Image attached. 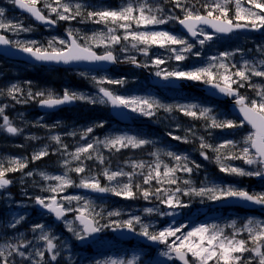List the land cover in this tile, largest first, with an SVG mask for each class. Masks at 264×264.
Listing matches in <instances>:
<instances>
[{"label": "snow or ice", "instance_id": "snow-or-ice-1", "mask_svg": "<svg viewBox=\"0 0 264 264\" xmlns=\"http://www.w3.org/2000/svg\"><path fill=\"white\" fill-rule=\"evenodd\" d=\"M9 3L26 11L36 21L52 26L58 21H71L77 18L106 26V32H97L83 37L78 32L69 29L67 39L53 37L48 40L47 46L35 40H11L6 35L0 34V46L14 48L38 62L115 64L120 61L111 49L116 45H121L122 42L130 43L132 49L142 52L145 56L148 55L150 47L157 46L171 52L173 55L170 59H175L177 62L186 60L187 54L199 57L201 52H193L195 44L189 42L187 38L166 30H148V26L163 25L169 21H176L192 38L203 37L198 39L200 46H204L206 42L213 39V33L206 32L203 26L219 34L231 33L238 29H264V0H204L200 4L203 12L195 5L187 6L184 0H172L174 6L183 12L182 17L172 14L164 15L162 8L154 7L147 0H127L123 6L116 9L99 8L88 10L86 13L83 11L84 5L73 4L69 0H9ZM229 5H233L234 8H230ZM230 11L233 12L232 16L229 15ZM142 28L144 30H139ZM0 30L18 35L20 32L32 31V28L25 27L22 22L6 19V9L0 7ZM119 30H123V35L117 34ZM80 40L85 42L82 44ZM93 45L104 46L105 52L97 54L93 51ZM128 50L126 45L120 48V51L124 53ZM233 55L232 52H221L219 56L209 57V63L206 66L190 70L162 68L160 65L165 64L166 60L159 56L152 59L151 64L157 68L155 76L165 81L200 82L215 89L219 94L231 98L241 117L239 121L220 118L213 108L199 103L163 104L152 97L118 95L103 86L104 84L123 86L126 80L122 78L92 76L91 79L98 86L99 93L102 94L98 99L67 90L62 96H55L51 92L47 95L44 92L33 93L29 90L26 98L21 99L23 90L18 84L8 87L6 95L16 103H27L40 98L37 102L43 107H55L73 101H87L92 104L110 103L115 108L129 110L145 117L154 116L159 109L169 113L178 111L184 116L204 120L207 129H235L246 124L251 127V131L244 137L242 147L238 148L234 140L229 139L212 144L200 136L199 154L208 160L210 159L208 152L214 153L219 171L226 175L264 179V85L252 82L253 77L264 78V59L255 63L244 60L238 67L236 63L230 62ZM124 59L137 67H149L147 63L141 65L134 55H126ZM81 75L85 74L81 73ZM245 86L254 91V97L240 92V89ZM0 95H5V92L0 91ZM6 107H0V118H2L0 129L12 135L21 133L23 129L13 126L9 116L5 114ZM95 127H104V122L101 121ZM92 132L93 127H88L82 133L81 139H85ZM192 134L195 135V133ZM70 135L76 134L70 133ZM168 135L173 140L190 142L188 135L182 137L173 135L171 132ZM31 139H36V137H31ZM52 139L57 144L61 143L59 136H53ZM151 143L152 141L148 139L125 133L106 137L103 141L96 139L91 143L86 142L72 153H68L67 145L61 144L64 153L71 158L63 161L65 172L62 175L40 173L45 181L56 182L42 188V191L52 193V195L29 197V199L33 201L34 206H39L42 214L46 211L54 214L56 220H63L67 231L80 242H86L104 229L112 228L114 231L126 230L154 244L163 245L164 248L159 254L168 260H179L181 264H210V262L211 264H264V221L262 220L249 218L241 228H237L236 221L233 220L228 225L233 229L231 234H226L219 224H200L188 231H184L187 225L183 224L156 230L152 224L145 223L140 215H131L124 220H108L107 223L102 224L100 221L105 219L103 210L97 212L90 200L81 195H60L69 187H77L97 193H111L123 199L143 198L148 201L154 198L169 210L163 211L160 207H148L144 209V212L156 213L159 216H174L175 209L187 207L181 199L182 196L202 197L210 201L237 200L264 206V191L249 192L243 188L219 183L206 184L202 187H180L181 181L176 175L177 172L190 176L194 170H199L202 166L190 160L188 156L173 151L164 153L176 162L173 166L163 163L157 151L151 153L155 157L152 164H146L143 161L133 162L130 172L123 169L105 168L102 175L111 186H102L96 176L86 174L89 170L84 164L85 160H91L95 156L101 164L105 162V158L98 150V145L102 144L105 148L119 151L121 148L128 147L142 148ZM48 155V147L45 146L34 152L31 159L37 161ZM235 160L243 161L248 168L229 163ZM72 161L79 163L71 167ZM190 164L192 166H189ZM25 167H27V162L20 159L9 160L7 166L0 162V189H6L12 183L7 178V173L22 171ZM136 169L142 171L137 173ZM69 172H74L78 176L84 175L80 176L79 183H76L68 175ZM27 175L32 176L33 173L28 172ZM137 175L142 177V183L136 180ZM153 181L156 186H153ZM182 183L192 184L189 179H184ZM143 185L148 187H143ZM73 202H76L75 206ZM68 213H74L73 220L66 218ZM119 216L121 212L118 210L107 212L109 218ZM25 219L26 216L20 215L8 227L15 229ZM30 230L36 234L31 239L23 233H19L15 239L5 237V242L0 244V264H59L58 258L61 257V253L58 250V244L54 243L58 237L51 232L50 227L44 223H35ZM242 232L247 233L246 238L240 236ZM40 241L44 242L43 246H39ZM138 259L139 257L136 256L127 261L109 258L96 260L95 264H136Z\"/></svg>", "mask_w": 264, "mask_h": 264}, {"label": "rangeland", "instance_id": "rangeland-1", "mask_svg": "<svg viewBox=\"0 0 264 264\" xmlns=\"http://www.w3.org/2000/svg\"><path fill=\"white\" fill-rule=\"evenodd\" d=\"M69 2L73 4L81 3L84 5L83 11L86 13L88 10L99 8L116 9L123 6L127 0H69ZM147 2L154 7L162 8L164 10V15L172 14L180 17L183 16V12L174 6L172 0H147ZM203 2L204 0H184L187 6L195 5L200 10V4ZM0 7L6 9V19L14 22H22L25 27L32 28V31L20 32L18 35L11 32H4L11 40H35L39 44L47 46L48 40L53 37L67 39V30L69 29L78 32L82 37L91 36L93 33L97 32H106L107 30L104 24L93 23L92 21L82 20L81 18L71 21H58L54 26L46 25L42 27L37 25L29 15L18 12L15 5L9 3V0H0ZM229 7L234 8L233 5H229ZM45 14H47V12H45ZM139 30L144 29L142 28ZM148 30H166L183 36L187 38L189 42L195 44L193 52L200 51L201 55L196 57L187 54L188 58L186 60L177 62L175 59H170L173 54L164 48L157 46L150 47L148 55L145 56L142 52L132 49L130 43L122 42L121 45H116L111 49L113 54L119 58L120 62L117 67L110 69L108 72L60 70L51 67L36 68L35 66L12 63L0 58V91L5 92V95H0V107L7 106L5 108V114L9 116L13 126L23 129L21 133L16 135L8 134L6 131L0 129V162L5 163V166H7V162L11 159H20L27 162V167L22 171L14 172L17 173V177H15L16 180L13 183L14 188L9 190L0 189V244L5 242V237L15 239L19 233H23L24 236L31 239L36 235L31 232V227L35 223H44L49 226L51 232L58 237L57 240H54V243L58 244V250L61 253V257L58 258L59 264H95L96 260H106L109 258L127 261L134 256L139 257L136 264H177L175 262L176 260H168L166 257L159 254L164 248L163 245H160V248L157 250H150L141 248L137 241L132 243L133 246L124 244L113 237L110 228H106L100 232L98 240L93 242L87 249L79 248L75 244L77 240L73 234L67 231L64 221H62L60 225L52 223L50 217L34 214L31 207L32 205L29 204V202H18L25 200L20 199L22 196L29 198L52 195V193L42 191V188H46L49 184H55L56 182L45 181L43 177L40 176V173L44 172L49 175H62L65 172L66 169L63 166V161L71 158L64 153L61 144L67 145L68 153H72L75 152L77 147L84 145L86 142L91 143L96 139L103 141L106 137L125 133L137 135L140 138L152 141L151 144L142 148L128 147L121 148L119 151L105 148L102 144L98 145V150L105 158V162L101 164L94 156L91 160H85L84 164L89 170L86 174L96 176V178L100 180L101 185L105 186L109 185L107 179L102 175L105 168L110 170L123 169L126 172H130L132 171L131 165L133 162L143 161L146 164H152L155 161V157H153L151 153L157 151L163 163L168 164L164 153L173 151L174 147H176L179 142H182L173 140L168 133L171 132L173 135L182 137L188 135L190 142L186 144L190 143L192 145L190 154L196 159L194 161L202 167L199 170H194L190 176L183 172H177L176 175L181 181L179 184L180 187H202L206 184L219 183L233 185L238 188L246 189L249 192L258 193L264 191V182L260 180L256 181V177H240L221 173L219 167L215 163L214 153L208 152L210 157L208 160H205L199 154L200 136H203L207 142L212 144H218L229 139L234 140L238 148L242 147L244 137L250 132V130H246V126L224 130L207 129L205 127L206 122L202 119H193L184 116L178 111L169 113L165 112L163 109H159L156 111L155 115L151 117H145L128 110L129 115L135 121L134 126L127 128L112 122L107 114H101L105 112V109L107 110V103L101 104L97 102L92 104L87 101H77L78 109L72 114L36 116L31 114L28 107L40 98H37V100H30L27 103H16L11 97L6 95V89L8 87L12 84H18L23 90V96H20L21 99L26 98V94L29 90L33 93L44 92L45 95L51 92L55 96H62L64 91L67 90L69 92H76L98 99L100 97L98 94L99 89L96 83L91 79L92 76H96L97 78H122L126 80L123 86L111 84H104L103 86L118 95L152 97L163 104L199 103L203 106L213 108L220 118L228 119V117H232L222 104H213L199 97L190 99V95L192 94L191 91L185 93L169 89H157L150 86L148 84V78L151 75L155 76V71L157 70V68L151 64V61L159 56L166 60L165 64L160 65L162 68L168 70H190L195 67L206 66L207 63H209V57L219 56L221 52H232L234 55L230 58V62L236 63L238 67L244 60L255 63L260 59H264V29L259 33L246 31L233 33L227 37L213 34V39L206 42L204 46H200L198 43V39H202L203 37L190 40L187 36L182 35L176 21H169L167 24L163 25L148 26ZM205 31L211 33L207 29H205ZM117 34L123 35V30H119ZM79 42L83 44L85 41L80 40ZM125 45L129 49L127 53L120 51L121 46ZM93 51L98 54H103L105 52V47H96L93 45ZM126 55H134L141 65L147 63L149 67H145L146 70H143L139 69L134 64L131 65V63H128L124 59ZM81 73L85 75H81ZM178 81L186 83L182 88H191L193 90L203 84L187 80ZM77 82H83L85 86L80 87ZM252 82L254 84L264 85V78L253 77ZM240 92L249 97L255 96L254 91L247 86L241 88ZM178 97H180L181 100H176ZM79 110L82 111L83 114L87 113L84 110L88 111V115L90 114L93 117V119L90 120H94V127L101 121L104 122V127H95L96 129H93V132L90 133L88 137L81 139V135L88 128V125L84 123L80 124L77 119L72 117V115L76 114ZM0 123H2V118H0ZM149 126L152 127L147 129ZM189 130H191V132ZM70 133H75L76 135H70ZM192 133H195V135ZM53 136H59L61 143L57 144V142L52 139ZM31 137H36V139H31ZM45 146L48 147L49 155L40 160L33 161L31 159L32 154ZM2 148L4 150H2ZM78 163V161H72L71 167H75ZM229 163H232L234 166L248 168L241 160L229 161ZM141 171V169H136L137 173ZM28 172H32L33 175L28 176ZM68 175L76 183H79L80 176L84 174L78 176L74 172H69ZM184 179L191 180L192 184L184 185L182 183ZM136 180L142 183L141 176L137 175ZM154 185L155 181H153V186ZM143 187L148 186L143 185ZM165 187L169 186L165 185ZM25 193H27V195H25ZM60 195H81L90 200L97 212L103 210L105 219L100 221L102 224L107 223L108 220H124L128 219L131 215H140L145 223L152 224L156 230L163 227H175L183 224L187 225L184 231H188L200 224H219L224 228L226 234H231L233 229L228 225H230L233 220L236 221L237 228H241L249 218L264 221V211L249 214L237 209L211 210L209 209L210 205L217 201H210L207 198L196 196H182L181 199L187 207L175 209L176 214L174 216H159L156 213L147 214L144 212V209L148 207H160L163 211L169 210L166 206L160 205L154 198L148 201L143 198L123 199L111 193H104L103 196L95 197L90 194L89 190L77 187H69ZM75 205L76 202H73V206ZM114 210L120 211L121 216L107 217V212ZM20 215L26 216V219L15 229L8 227V225ZM73 216L74 213H68L66 218L68 220H73ZM240 236L246 238L247 233L242 232ZM34 243L37 242L34 241ZM38 244L39 246H43L44 242L40 241ZM245 255H247V253Z\"/></svg>", "mask_w": 264, "mask_h": 264}, {"label": "water", "instance_id": "water-1", "mask_svg": "<svg viewBox=\"0 0 264 264\" xmlns=\"http://www.w3.org/2000/svg\"><path fill=\"white\" fill-rule=\"evenodd\" d=\"M36 21V20H35ZM39 22V21H37ZM41 23V22H40ZM45 24V23H42ZM180 30L182 33L187 34L188 36H190L186 30H184L179 24H178ZM207 27V26H205ZM209 28V27H207ZM210 30H212L211 28H209ZM246 29H238V30H234V31H245ZM213 31V30H212ZM259 31V30H257ZM219 34V33H217ZM230 33L227 34H219L222 36H226L229 35ZM191 37V36H190ZM192 38V37H191ZM193 39V38H192ZM0 52L5 55L8 58L11 59H16V60H20V61H24L26 63L29 64H35V65H51V66H55V67H59V68H75V69H82V70H103V69H108L111 66H114L115 64L113 63H99V64H93V63H89V62H74V63H70V64H63V63H55V62H38L35 61L34 59H32L31 57H29L27 54L18 51L14 48L11 47H4V46H0ZM149 82L151 85L154 86H159V87H171V88H182L186 85L185 82L183 81H178V80H171V81H165L162 78L156 77V76H150L149 78ZM200 90L202 91L203 94H205L206 96H209L211 98L220 100V101H224V102H228L231 105L229 106V110L232 112V114L234 116H236L238 119H241L238 110L234 107V104L232 102V99L229 97H226L222 94H219L215 89H211L209 88L207 85H203ZM102 95V94H101ZM75 101L71 102V103H65V104H61L59 106H55V107H43L39 104V110L43 111V112H54L57 111L59 108L61 107H65V106H72L74 104ZM111 113L114 116V118L121 122V123H131V120L126 112L125 109H120V108H115L111 105ZM246 125V124H245ZM250 129L251 127L249 125H247ZM93 194H97V192H92ZM215 207H240L243 209H258L260 207H264V206H260V205H255L252 203H246L243 201H237V200H227V201H221L218 202L214 205ZM54 216V214H52ZM54 221L56 223H59L61 220H56L54 217ZM112 233L114 234V236L124 242H129L135 238H137V234L134 233H130L126 230H119V231H114L113 229H111ZM98 238V234H95L93 237L89 238V240H87L86 242H78L79 245H84V244H88L92 241H94L95 239ZM139 242L146 245V246H151L153 248H157L158 244H154L150 241H147L146 238L139 236ZM179 263H181L179 260H177Z\"/></svg>", "mask_w": 264, "mask_h": 264}, {"label": "trees", "instance_id": "trees-1", "mask_svg": "<svg viewBox=\"0 0 264 264\" xmlns=\"http://www.w3.org/2000/svg\"><path fill=\"white\" fill-rule=\"evenodd\" d=\"M194 1H197V0H194ZM200 11L203 12V9L201 8ZM229 15H230V16L233 15L232 11L229 12ZM241 22H243V21H241ZM77 83H78V85H79L80 87L85 86V85H83V82H77ZM78 113H79L78 115H80L82 112L79 110ZM80 119H81L83 122L89 124L88 126H90V123L92 122L90 119H93V117H92L91 115H88V112H87V113L84 114V115L81 114V118H80ZM228 119L236 120V119L233 118V117H228ZM236 121H238V120H236ZM245 128H246V130H248L247 127H245ZM191 146H192V145H191L190 143H189V144H186V143H184V142H183V143H182V142H179V143L176 145V147H174L173 151L176 152L177 154L188 156L190 160H196V159L193 157V155L190 154ZM166 158H167V162H168L169 166H173V165H175L176 162H175L174 160H172L171 157L166 156ZM172 161H173V162H172ZM189 166H192V165L190 164ZM154 186H155V185H154Z\"/></svg>", "mask_w": 264, "mask_h": 264}, {"label": "flooded vegetation", "instance_id": "flooded-vegetation-1", "mask_svg": "<svg viewBox=\"0 0 264 264\" xmlns=\"http://www.w3.org/2000/svg\"><path fill=\"white\" fill-rule=\"evenodd\" d=\"M0 34H3V35H6V36H7V34L4 33V32H2V31H0ZM213 104H214V103H213ZM36 105H37V101H36L35 103H32V104L28 107V109H30L29 111L31 112L32 115L40 116L39 113H38L37 110H36ZM59 114H60V113H59ZM2 150H4V149L2 148ZM15 177H17V173H14V172H9V173H7V178L10 179V180L12 181V183H11V185H10L9 187H7V189H5V190H9V189L14 188V184H13V183H14L15 180H16ZM20 199H25V200H23V201H18V202H29V204L32 205L31 207H32V209H33L34 214H42V213L40 212L39 206H34V203H33V201H32L31 199H29V198L26 197V196H22V197H20Z\"/></svg>", "mask_w": 264, "mask_h": 264}]
</instances>
